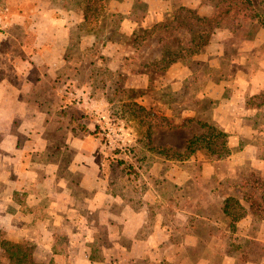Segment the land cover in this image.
<instances>
[{"label": "rangeland", "instance_id": "374dc122", "mask_svg": "<svg viewBox=\"0 0 264 264\" xmlns=\"http://www.w3.org/2000/svg\"><path fill=\"white\" fill-rule=\"evenodd\" d=\"M50 1L53 6L49 7V1L45 2L39 10L42 13L24 15L20 12L25 1L0 0V89L20 88L15 74L22 70L26 73V83L31 91L29 98H36L30 101L47 109V118L54 121L53 127H47V135L57 140H50L48 146L38 144V151L45 161L49 156L61 163L60 177L67 180L70 177L73 184L76 182L77 187H83L80 181L84 173L79 168H84L87 179H98L96 187H113L114 194L116 187H139L143 196L146 193L144 187H165L164 193L157 192V202L170 199L173 194L169 187H214L223 199L224 207L228 197L245 205L242 192L232 189L237 185L235 181L252 171L262 176L256 169H243L240 175L232 178V171L226 169L224 161L229 162L232 156V126L227 124L228 121L215 118L224 115L232 119V95L212 98L202 94L211 80L205 76L207 66L195 59L203 55L214 34L219 38L224 34L222 39L229 58L238 54L237 49L242 43L251 42L253 46L246 55L251 66H258V58L264 57V26L238 18L232 20V12H225L232 7V0H134V11L131 9L128 14L112 9V0ZM12 7L14 9H10ZM219 8L224 22L207 35L206 45L196 54L188 51L173 54L179 42L187 48L192 38L196 41L199 38L196 30L190 33L178 25L187 13L183 9H191L200 16H212ZM13 10L19 13L14 14ZM54 16L78 28L70 29L67 43L64 36L55 42L50 34L45 35L50 50L61 61L49 64L43 62V49L39 46L42 36L34 29L37 25L50 23L49 17ZM174 16L179 19L175 20ZM166 22H172V25L148 33L155 24ZM187 22L190 24L191 19ZM201 27L195 24L193 28ZM11 38L15 45L30 41L27 53L24 48L4 45L5 39ZM165 54H171V59L179 57V60L164 68L166 62L159 63V60ZM16 56L19 58L15 59ZM45 71H52V75ZM256 98L264 101V95ZM253 101L252 97L250 102ZM132 103L144 106L152 114L144 112L138 117L140 112H135ZM154 115L167 121L171 128L154 124L149 136L146 126L150 119L155 120ZM263 117L264 114L259 115V121ZM202 123L215 125L227 134L225 139L230 155L218 159L204 144L190 157H184L187 139L206 131ZM72 135L77 137V145L67 142L68 136L72 138ZM223 140L221 136L215 138L212 148L225 154L221 145ZM152 147L165 149L166 154L152 150ZM74 151H77V172L69 174L67 165ZM21 200L18 195V201ZM229 205L231 215L226 214L229 221L233 218L232 213L261 219L246 206L245 212L234 201ZM91 232L85 234L83 241H76L74 236L61 231L55 233L56 250L68 251L65 260L57 264H121L118 256L106 255L111 251L103 247L107 241L101 233ZM5 233L0 227V241L6 239ZM82 244H85L87 257L79 251L78 245ZM247 245L252 250V243ZM171 258L176 259L174 255ZM161 260L158 256L146 264H176ZM132 261L128 263L133 264ZM0 264H8L1 248Z\"/></svg>", "mask_w": 264, "mask_h": 264}, {"label": "crops", "instance_id": "0c3cea01", "mask_svg": "<svg viewBox=\"0 0 264 264\" xmlns=\"http://www.w3.org/2000/svg\"><path fill=\"white\" fill-rule=\"evenodd\" d=\"M20 1H25L20 12L24 15L37 14L47 1L49 7L53 6L50 0ZM110 3L115 11H134V0ZM49 22L34 30L42 36L39 46L43 49V62L56 64L61 61L50 50L45 35L50 34L55 42L64 36L67 43L70 29L78 26L71 27L72 23L65 24L56 16L49 17ZM223 36L214 34L203 55L195 59L207 66L205 76L211 80L202 94L212 98L232 95V119L215 114L217 121H228L232 126V156L229 162L224 161L232 178L243 169H256L264 178V117L262 121L258 119L264 114V101L256 100L264 95V57L258 58V66H251L246 52L253 45L244 42L237 49L238 54L229 58ZM11 40L5 39L4 45H15ZM30 45V41H25L15 46L27 53ZM51 72L45 71L47 75ZM15 78L20 88L0 89V227L6 231V239L35 242L36 259L44 262L50 257L56 264L68 255V251L54 247V234L59 231L74 236L76 241L86 239L85 234L90 231L101 233L107 241L103 247L111 251L106 255L118 256L121 264H129L130 260L133 264L152 263L158 256L161 261L176 264H264V219L246 214L229 221L223 199L214 187H169L173 194L170 199L157 202V192L164 193L165 187H144V196L139 187H116L114 194L113 187H96L98 179H87L84 168H79L86 177L80 181L83 187L73 184L70 177H60L61 163L49 156L45 161L37 146L57 141L47 135V127H53L54 121L47 118V109L30 101L36 98H29L26 73L17 72ZM252 97L254 101L250 102ZM68 137L70 145H77L75 135ZM76 162L74 151L67 165L69 174L77 172ZM173 210L178 211L172 213ZM248 243H252V250ZM78 247L87 257L85 244ZM172 255L176 257L174 261Z\"/></svg>", "mask_w": 264, "mask_h": 264}, {"label": "trees", "instance_id": "16d2710c", "mask_svg": "<svg viewBox=\"0 0 264 264\" xmlns=\"http://www.w3.org/2000/svg\"><path fill=\"white\" fill-rule=\"evenodd\" d=\"M183 10H185L187 13L184 17L180 16V18L182 17V21H180V23L178 22L179 23L178 25L188 29L190 33L192 30H196V33L199 38L197 41L195 38H192L190 43L187 45V48L184 47V45L181 42H179V45L177 49L173 52V54H177L180 51H188L190 54H196L202 49L204 45H206L208 41L207 35L208 34L210 35L212 29L220 27L223 24L224 19L221 17L220 8L217 9L212 16H200L191 9H183ZM225 12L227 13L232 12V20L238 18L244 21L256 22L257 24L264 26V0H232V7L230 9H226ZM174 17L175 20L179 19V17L177 16ZM189 18L191 19L190 24L187 22ZM195 24L196 26H202L201 29L193 28ZM171 25L172 22L155 24L153 27L148 29L149 32L148 31L147 32L148 33L155 32L159 29L168 28ZM170 55L171 54H167V56L166 54L162 55V57L159 60V63L166 62L164 68L168 67L172 63L177 62L179 60V57H175L174 59H171L169 57ZM131 105L135 106V112L136 111L140 112L139 115H137L138 117L141 115V113L144 112L152 114L151 110L148 111L142 105L136 103H132ZM142 118L144 117L142 116ZM160 119L162 118L156 117L155 120L150 119V121L148 122L146 127L149 136L154 124H164V125H169V127L171 126L170 124L166 123L167 121H162ZM72 120H74V117ZM141 120L143 122V119ZM202 125L206 128V131L202 134H196L193 137L187 139L184 148L186 154L184 157L185 158L190 157L198 149L204 146V144L205 146L211 148L210 149L212 150L211 154L218 159L225 158L228 155H230L231 152L227 146V140L225 139L227 137V134L218 127H216L215 125L208 123H202ZM220 136L224 137V140L221 142V145H223L224 150H226L225 154H223L222 152L218 153L216 149L212 148V145L215 143L214 139ZM152 150H159L158 152L166 154L165 149H162L160 147L159 148L152 147ZM177 156L181 157L180 154H177ZM235 182H237V185L235 187H232V189L236 190L237 192H242V196H243L242 198L245 205H242L241 203H239V201H236L234 197H228L225 201V207H224L225 213L227 215H231V212L229 211L230 209L229 203L230 201H234V203H236L241 210L245 211L247 209L254 216H258L261 219H264L263 178L257 175L256 172L252 171L249 174H242L239 180ZM232 217L234 220H237L240 216H235V214L232 213ZM0 248L6 253V256L8 258V264H55L53 258L44 262L37 261L34 255L36 249V243L30 240H25L22 242H13L8 239H2L0 241Z\"/></svg>", "mask_w": 264, "mask_h": 264}]
</instances>
